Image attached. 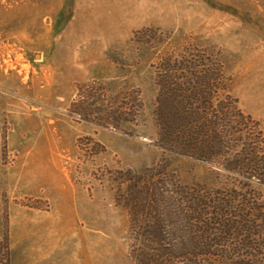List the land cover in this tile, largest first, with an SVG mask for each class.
<instances>
[{
    "label": "rangeland",
    "instance_id": "374dc122",
    "mask_svg": "<svg viewBox=\"0 0 264 264\" xmlns=\"http://www.w3.org/2000/svg\"><path fill=\"white\" fill-rule=\"evenodd\" d=\"M193 53L218 65L228 103L264 133V0H0V233L12 264H138L129 171L238 183L158 145L159 63Z\"/></svg>",
    "mask_w": 264,
    "mask_h": 264
},
{
    "label": "trees",
    "instance_id": "16d2710c",
    "mask_svg": "<svg viewBox=\"0 0 264 264\" xmlns=\"http://www.w3.org/2000/svg\"><path fill=\"white\" fill-rule=\"evenodd\" d=\"M159 65L160 148L214 165L238 183L223 191L181 185L157 168L129 171L132 255L138 264H214L222 257L264 264V194L254 185H264L261 124L235 98L228 103L222 70L205 55L171 54ZM256 131L261 141L246 139ZM11 252L9 232L0 233V264H12Z\"/></svg>",
    "mask_w": 264,
    "mask_h": 264
},
{
    "label": "crops",
    "instance_id": "0c3cea01",
    "mask_svg": "<svg viewBox=\"0 0 264 264\" xmlns=\"http://www.w3.org/2000/svg\"><path fill=\"white\" fill-rule=\"evenodd\" d=\"M48 261V260H47ZM57 262L60 263V264H63L64 260L63 259H57Z\"/></svg>",
    "mask_w": 264,
    "mask_h": 264
}]
</instances>
